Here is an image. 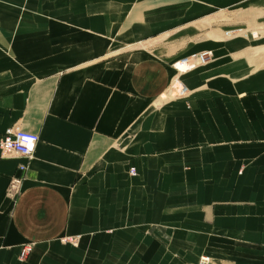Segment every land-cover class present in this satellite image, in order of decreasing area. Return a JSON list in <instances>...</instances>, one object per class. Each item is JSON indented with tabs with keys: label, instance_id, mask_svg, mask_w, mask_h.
I'll return each instance as SVG.
<instances>
[{
	"label": "crops",
	"instance_id": "obj_1",
	"mask_svg": "<svg viewBox=\"0 0 264 264\" xmlns=\"http://www.w3.org/2000/svg\"><path fill=\"white\" fill-rule=\"evenodd\" d=\"M11 126L0 264H264V0H0Z\"/></svg>",
	"mask_w": 264,
	"mask_h": 264
},
{
	"label": "built area",
	"instance_id": "obj_2",
	"mask_svg": "<svg viewBox=\"0 0 264 264\" xmlns=\"http://www.w3.org/2000/svg\"><path fill=\"white\" fill-rule=\"evenodd\" d=\"M257 35V32H255ZM212 57V51H202L191 56H187L177 60L173 65L177 70L178 74L181 75L187 71H191L200 65L206 64ZM185 65L182 69L178 65ZM177 89H173V92L177 96H184L188 92V88L181 81L180 77L177 76ZM40 140V136L37 133L23 130L18 126H11L6 129L3 136L0 138V151L1 153H17L22 156L32 159L34 157V148ZM27 169L25 164L18 166V171L11 179L8 194L11 196L16 195L21 188L24 180V172ZM131 171L134 173L135 170L132 168ZM29 247L26 246L22 250V257H25L29 252ZM211 257L209 255H203L200 258L198 264H210Z\"/></svg>",
	"mask_w": 264,
	"mask_h": 264
},
{
	"label": "bare ground",
	"instance_id": "obj_3",
	"mask_svg": "<svg viewBox=\"0 0 264 264\" xmlns=\"http://www.w3.org/2000/svg\"><path fill=\"white\" fill-rule=\"evenodd\" d=\"M180 68H182V69H184L185 68V65H183V66H181L180 64L178 65ZM177 80H175V82H174V87H173V89L175 88V89H177V82H176ZM172 89V90H173Z\"/></svg>",
	"mask_w": 264,
	"mask_h": 264
},
{
	"label": "rangeland",
	"instance_id": "obj_4",
	"mask_svg": "<svg viewBox=\"0 0 264 264\" xmlns=\"http://www.w3.org/2000/svg\"><path fill=\"white\" fill-rule=\"evenodd\" d=\"M174 82H175V80H174ZM174 82H173V84H174ZM173 84H172V86L170 87V92H172V94H174L175 95V93L173 92ZM22 254V253H21ZM205 255H207V254H205ZM22 257V256H21ZM202 257V256H201ZM211 257V256H210ZM213 261V258H211V262Z\"/></svg>",
	"mask_w": 264,
	"mask_h": 264
}]
</instances>
